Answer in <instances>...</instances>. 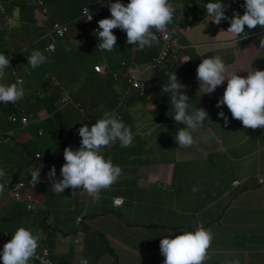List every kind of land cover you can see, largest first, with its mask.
I'll return each mask as SVG.
<instances>
[{"label": "crops", "instance_id": "crops-1", "mask_svg": "<svg viewBox=\"0 0 264 264\" xmlns=\"http://www.w3.org/2000/svg\"><path fill=\"white\" fill-rule=\"evenodd\" d=\"M58 1L48 0V4L56 5ZM209 2L216 0H196L195 4L189 0H174L172 5L176 10H187V14L179 21H186L185 26L181 25L183 30L178 36L180 52L177 55L180 57H177L175 64L160 70V72L167 70L175 75L180 74L177 80H181L185 86L181 91L189 97L190 112L203 108L208 114V120L192 131L195 143L189 147H181L176 143V134L172 136L170 128L176 126L177 131L184 126L167 123L169 120L174 121L172 118L174 111L173 108H169L168 100L165 98L164 102L156 101L153 105L142 98L139 103L120 108L123 120L126 121L125 126L133 134L131 146L134 148L130 150L138 153V165L132 168L141 172L134 184L141 199L140 202L134 201V203L140 205L137 210L146 212L147 223L151 221L164 224L166 228L173 229L172 235H175L179 228L190 229L192 232L201 226L211 229L209 225L224 218L226 222L224 225L229 226L230 232L223 233L222 228L218 232L211 229L213 240L205 264H230L232 261H239V264H264V184L259 181L260 178H264V128L255 130L245 128L239 120L232 118L226 105L216 107L227 87V81L218 86L213 93L201 95L196 75L198 64L205 58L215 56L223 59L228 73L236 72L240 77H246L248 72L254 69L264 70V46L260 47V44H264V27L257 25L249 30L245 26V32L239 36L226 33L233 14L237 13L240 16L244 14L245 0H220L226 6L225 15L228 20H221L219 24H214L208 17L205 5ZM128 3L129 0H126L125 6ZM76 10L77 8L69 11L68 17ZM8 12L10 17L17 14L21 18V28L10 31L8 26L11 23L7 24L8 20L1 18V15L3 17L4 15L0 11V19L3 20L0 24V46L3 45L5 49L3 52L14 55L17 51L23 50V41L30 44L33 41L45 40L44 36L41 37L33 31L35 25L31 8L22 11L19 6H14ZM108 18H111V15ZM118 30L121 29H113L117 40L111 52L96 51V54L91 55L84 49L76 48L77 45L64 51L65 56L73 61L74 68L65 69L63 75L55 76L59 72L55 66L52 73L40 75L37 72L40 69L31 71L30 67L20 64L15 56V67L9 73L5 72V76L9 74L11 80L21 78L24 82V96L36 101L34 99L36 96L52 95L59 91L71 95L69 87L72 83L89 82L95 87L97 81L92 78V68L89 64L119 68V63L134 58L136 53V60L141 62L147 56L156 55L160 50V43H156L153 44V49L145 47L139 51L137 45L127 44L126 38L119 36ZM134 46L137 47L136 50L133 49ZM39 51H44V48ZM185 59L189 61L183 62ZM20 69H24L27 74L19 76ZM148 72L153 71L148 70ZM82 87L80 88L82 94L77 93L76 97L85 102L86 95L91 89L85 90ZM111 90L117 98L119 92L127 91V87L123 85ZM151 91L155 94L162 93L161 88L152 86ZM131 94V97L126 98V104L131 103L133 96H136L134 92ZM106 101L110 102L109 99ZM155 112L159 113L158 116L163 118L165 116V120L154 119ZM219 112H223L227 117V125L224 119L218 116ZM118 142L117 140L105 148L114 147ZM16 176L11 172H5L4 177L12 180ZM147 176L154 177L156 181L151 182ZM236 181L240 182L237 186L234 185ZM4 186L3 212L11 215L16 205L13 199L6 197L9 184ZM194 187L197 189L195 192ZM39 202L37 217H26L22 221L23 226L32 228L43 226L41 223L44 219L43 213H49L47 224L52 223L54 228L57 226L64 228L70 240V242L65 241L66 237L61 235L49 238L54 242L52 251L56 258L65 264H80L81 259H86L88 264H163L164 262L161 253L149 252L156 240L149 235L150 228L146 229L143 226V229L142 225L136 227L135 223L132 224L135 222L133 214L136 210L133 205L121 211L128 217V223L116 214L102 215L100 220L103 223V230L108 234L110 249L94 250L91 246L92 254L87 256L83 252L85 232L79 231L74 225H69L73 218L70 214L75 212L80 201L53 204L49 200L39 199ZM128 202H132V199ZM123 206L119 207V210ZM60 207L66 212L60 216L59 222L56 209ZM247 224L255 227L254 246L234 244L233 242L242 240L248 235L247 232L241 233ZM78 240H83V243L75 245ZM46 247L50 248L49 245Z\"/></svg>", "mask_w": 264, "mask_h": 264}, {"label": "clouds", "instance_id": "clouds-1", "mask_svg": "<svg viewBox=\"0 0 264 264\" xmlns=\"http://www.w3.org/2000/svg\"><path fill=\"white\" fill-rule=\"evenodd\" d=\"M12 1L8 0L10 3ZM97 1L93 5L81 4L82 6H79L73 0H64L63 4L56 5H49L46 0H29L27 5L33 11L35 27L47 26L51 24L50 22L53 18L56 21L54 25L51 24L53 28L52 34L48 33L44 36L45 39L49 40V43H46L45 40L41 41L46 43V47L42 52L39 51L42 49L39 46V40L38 42L33 41L30 44L28 43L27 46L23 47V50L17 51L14 55L6 52L0 54V79L4 78L7 84H0V103H16L19 100L22 103L21 99L24 97L23 80L21 78L11 80L9 79V74L5 76V72L9 73L10 70L14 69L16 57L20 61V64L30 67L31 71H37L40 69L39 66L43 67L42 64L47 63L49 57L54 55L55 51L59 49L53 35V32L58 34L57 25L65 29L63 34H58L60 37L67 35L69 32V25L67 22H63V19H69L70 22L77 24L78 30L80 29L78 38L69 48L76 47L77 45L76 48L84 49L87 53L96 51L102 53L104 50L111 52L115 48L117 40L113 34V29L117 28L126 33L127 44L137 45L139 51L145 47H151L153 49V44L160 43V50L156 55L153 54L151 61L148 63L137 61L136 53L134 58L130 59L132 60L130 64V60L121 62L119 63V68L109 67L103 64H89L97 74L103 77L107 87L103 86L100 89L99 85L96 84L93 87L94 91L91 90L86 95L85 102L83 101V103L89 112L93 114L94 108L98 105V101L101 100L105 111L101 115H92V120H87L85 122L86 125L79 128L78 135L81 141L78 150H76V142L71 144V148L66 147L64 149L63 158L65 163L60 169L62 180L59 182L54 181V167L50 169L48 177L53 180L51 189L55 193L61 194L67 188L73 190L82 189L94 201L100 199L102 190H110L111 186L122 175V168L120 166L114 165L111 158H104L102 155L103 149L117 140L122 147H128L132 144L133 134L122 122L123 114L120 111L121 107L139 103L142 101V98L150 101L152 105L156 101L160 102L156 98L159 94L151 91V86L161 88L162 93L160 94L170 93V102L174 111L172 118L175 122L184 126L177 130L175 136L176 143L181 147L193 145L195 141L192 136V131L198 126H202L208 120V114L203 108L189 111V97L181 91L185 86L177 80L180 74L175 75V73H172L170 75V72L167 70L160 72L163 67H168L169 59L179 49L180 37L178 38V36L172 33V29H175L173 20L176 19V9L169 3V0H129L126 6V0ZM0 3L2 6L0 11L3 15L9 16L10 13L5 8L3 0H0ZM13 4L11 3V5ZM243 7L245 8L244 14L242 16L237 13L233 14V17L229 21L230 27L226 33L239 36L245 32V26L249 30L255 28L257 25L264 27V0H245ZM76 8L77 10L72 12L70 17H68L69 11ZM205 9L209 19L214 24H219L221 20H228V17L225 15L226 6L220 0L207 3ZM110 15L111 18H108ZM181 18L178 20V23L182 20ZM169 30L177 39V43L174 45L173 52L167 57L165 62L155 67V59L160 58L159 54L161 51V42L159 41L158 34L163 33L164 39L167 40L171 35ZM70 40H68L65 46L70 45ZM261 46H264V44H260ZM186 61L189 60L185 59L183 62ZM9 63L12 64L10 68ZM54 66L57 67L56 65ZM97 66L101 68L100 72L96 70ZM169 66H171V63ZM148 70L153 72H148ZM151 73L153 74L151 75ZM131 74L136 75L139 81L145 84V89L136 88L130 83ZM196 75L199 81L201 95L213 93L218 86L224 81H227V87L222 98L218 100L216 107L219 108L221 105H226L232 118L239 120L245 128H251L253 130L264 128V70L254 69L248 72L246 77H240L236 72L228 73L223 59L220 56H215L203 59L198 64ZM109 80L113 82H109ZM153 82L156 84L152 85ZM123 85L127 87V91L125 93L119 92L117 97L119 102L115 103V108L110 110L108 107L110 102L107 103L106 100H110L108 97L109 94L113 95L111 88L116 89L118 86L121 87ZM131 92H134L136 96H133L131 103L126 104V98L132 96ZM58 95H60L57 100L59 102L58 108L60 112L62 107L72 103V99L70 97L71 95L63 91H59ZM64 96L66 97V101H63ZM75 107L80 112H84L79 103L75 104ZM20 111L22 128L53 116L46 108L41 109L38 114L33 112L25 114L23 110ZM218 116L223 118L225 125H227L228 119L224 116V113L219 112ZM24 117L30 119L28 125L23 124ZM10 121H12V118H10ZM20 131H10L9 136L16 140L21 137ZM42 133L43 131L41 130L39 134ZM40 170L41 168L30 171V183L33 188L40 182ZM4 176L5 172L0 170V178ZM18 183L25 184V189L22 191L23 199L20 201H16L13 197V190ZM239 184V181L234 183L235 186ZM16 185L12 190L13 201L15 205L25 203L26 211L21 210L18 213L13 210L11 215L17 214L21 216V214H32L31 217H37V207L35 205H39V199H44V190L42 189L39 196L34 198L31 193L26 191V183L22 179ZM45 185L44 183L43 188ZM4 187V184H0V192L4 191ZM196 190L194 187L193 191L195 192ZM25 191L26 193H24ZM28 196L30 200L27 199ZM116 200L119 204L116 203ZM125 202L126 199L124 197H116L114 198L113 208L117 210ZM0 208L3 209V203L0 204ZM65 212L61 207L56 209L59 222L60 216ZM100 213L101 215H105L102 212ZM49 215L44 214V219L41 221L43 226L38 225L33 227V231L20 227L11 236L7 230L3 232L0 229V232L7 234L11 239L6 244L0 242V264H43L39 261L38 257L42 256L45 251L50 253V259L54 264H65L56 258V255L52 251L54 242L49 240V238L61 235L66 237L64 239L65 241L70 242V240L64 228H59L58 226L54 228L52 223L47 224ZM70 215L73 218L69 225L76 214L73 212ZM9 216L7 215L4 221H7ZM26 217H22V221ZM83 220V217H80L79 223H82ZM85 223L88 227V223L86 221ZM88 228L96 238L105 239L103 242L105 246L98 248V250H109L110 241L108 234L103 228L94 225H92V228ZM212 240L213 233L211 229H206L201 226L194 232H183L174 238L166 236L157 244L153 242V249L149 252L153 254L161 253L164 257L163 264H205V261L208 259V249L211 246ZM82 243L83 240H78L75 245H81ZM47 245L50 248L46 247ZM80 264H88V261L81 259ZM230 264H239V261H232Z\"/></svg>", "mask_w": 264, "mask_h": 264}, {"label": "trees", "instance_id": "trees-1", "mask_svg": "<svg viewBox=\"0 0 264 264\" xmlns=\"http://www.w3.org/2000/svg\"><path fill=\"white\" fill-rule=\"evenodd\" d=\"M48 2V0H46ZM100 1V0H99ZM195 4L196 0H189ZM29 0H13L11 3H14L11 5L8 0H3V4H5V8L7 10L12 9L14 6H19V8L22 11H26V9H30V7L27 5ZM97 0H76L77 5L82 6L83 4H95L97 3ZM64 0H59L58 4H63ZM169 3H174V0H169ZM82 4V5H81ZM187 14V10H176L175 15L176 19L173 20V24L175 25V28L178 29H172V33H174L176 36H179L182 33L183 27L186 25V21H182L180 23H177L178 20ZM187 17V16H186ZM55 19L50 22L51 24L54 25ZM45 25L43 27H34L33 31L35 34H39L41 37L45 36L46 34L50 33L52 34V25ZM182 25V26H181ZM53 35L55 37V43L56 45H66L68 42L67 35L60 37L56 32H53ZM42 40L39 41V46L41 48L46 47V43H49V40L45 39L46 43ZM179 50L175 51V54L169 59V62L172 64L176 63V60L178 59L177 57H180L179 55ZM151 61V57L147 56L143 62L148 63ZM132 62V60L129 61V64ZM168 62V66L170 63ZM48 64H51L52 66L54 65H62V70L65 72L66 70H73L74 68V63L69 57L65 56L64 53H61L59 49H57L54 53V55H51L49 59L47 60ZM92 68V78L94 81H97V85H99L100 89L102 87H107L105 84V81L103 77H101L99 74H97L93 67ZM172 73L170 72V75ZM181 84V80H178ZM109 82H113L112 80H109ZM84 83H72V85L69 87V91L71 95L76 96V94H82V90L80 88L82 87ZM156 83H152L154 85ZM159 85V84H158ZM26 97V96H24ZM108 97L110 98V103L108 104V107L110 110L115 108V103L119 102L117 98H115L113 95L109 94ZM27 98V97H26ZM21 99L22 103L20 100L16 103H0V170H3L4 172H11L16 173L14 175H19L21 179L27 184V186L32 187L30 180V171L36 170L38 168H41L40 170V182L36 184V186L33 188L34 190H39L42 191L43 189V184H42V178L46 176L47 172V167L49 165H55L57 164L58 166H62L65 161L63 158V152L66 147L71 148V144L76 142L77 143V148L78 150L80 148V141L81 138L78 135V130L80 127L86 125L85 122H80L76 125L69 126L67 121H65L64 115L59 112V108L57 106V100H58V92L52 94V95H47L45 94L44 97H38L36 96V101H31L30 99ZM101 98V97H100ZM33 99V100H34ZM101 101V100H100ZM46 108L50 113L53 114L51 118H47L44 120H41L40 122L37 123H32L29 124L28 127H23L21 124V111L29 113L33 112L35 114H38L41 109ZM10 118H12V121H10ZM159 121H164L165 119L161 116H158ZM124 124L126 123L125 120L122 121ZM61 128V132H58L59 129ZM44 129H47L49 131H44ZM56 129V130H54ZM71 129V130H69ZM21 130V131H20ZM28 130H31V134L27 133ZM43 131L42 134H39L40 131ZM54 130V131H53ZM10 131H20L21 132V137L27 141L32 140V137L38 135V138H41L46 134V136L50 137L51 140L54 142L53 146L51 149H46L44 142L42 141L41 148L35 151L34 153H30L28 150L25 149L24 151V156L22 157L23 159H16L17 155L14 152V148L11 149L9 155L6 154V157H3V153L8 152V148L6 150V145L7 143L16 142V140L12 137L9 136ZM21 143H17L15 148H18L17 145H20ZM134 147L131 145L128 147H122L120 142L116 143L114 147L111 148H104L102 151V155L104 156L105 159L111 158L112 162L114 165H118L122 168V175L119 178V180L114 183L111 186L110 190H102L100 193V199L98 201H94L91 197L89 198L88 201L85 202H80L76 206L75 214L76 216L74 217L73 221L71 222L70 226L74 225L76 229H79V231H84L86 234V241L83 246V252L85 255L92 254V248L98 249L103 246H105V239L101 238H96L91 231L89 230L88 227L92 228V225L94 226H99L102 227L103 223L100 220L102 215L100 212L106 214V215H111V214H116L117 216H120L121 218H124V222L128 223L129 219L127 216H124L122 214V210L128 208V206L133 205V207L136 209L134 211L133 217L135 222L132 224H136V227L139 225H142V228L148 229L150 228L151 232H149V235L151 237H154L156 240H154V243H160V240L166 236L169 238H174L177 235L182 234L183 232H192L190 229H182L179 228L176 231L175 235H172V228H166V225L158 223V222H151L149 221L147 223V217H146V212L144 210H137L140 205L136 202H140L141 195L134 187L135 182L139 179L141 172L138 169L132 168L135 165H138L137 163V156L138 153H136L135 150H130ZM4 153V154H5ZM39 156V158H37ZM7 163V164H6ZM261 184H264V178L259 179ZM0 184H3L0 178ZM124 197L127 202L125 205L122 207L121 210L117 208L115 210L113 208V202L114 198L116 197ZM132 199V202H128V200ZM3 203V192H0V204ZM16 212L20 213L22 211H26V205L24 204H19L15 206L14 209ZM118 213H115V212ZM43 214H49L47 212H44ZM22 217H31L32 214H21ZM80 217L88 223V227L83 220L82 223H79ZM1 220V219H0ZM90 223V224H89ZM225 219H219L216 221V223L209 225L211 229H215L216 232L222 228L223 233L224 231L226 233L230 232V228L228 225H224ZM103 228V227H102ZM143 228V229H144ZM217 229V230H216ZM11 236L13 233L8 231ZM247 232L248 235L244 236L242 240H238L233 242L234 244L237 243H242V244H249L253 245L255 244V227L252 224H247L243 227L241 233ZM120 234H123L119 232ZM249 241V242H247ZM153 243V245H154ZM153 249H150V251ZM91 250V251H90Z\"/></svg>", "mask_w": 264, "mask_h": 264}, {"label": "rangeland", "instance_id": "rangeland-1", "mask_svg": "<svg viewBox=\"0 0 264 264\" xmlns=\"http://www.w3.org/2000/svg\"><path fill=\"white\" fill-rule=\"evenodd\" d=\"M1 18L3 19H8L7 21V24L10 22L11 24L8 26V29L10 31H12L13 29H19L21 28V18L15 14L13 17H9L7 15H4V17L1 15ZM3 19V20H4ZM0 19V24L2 23V21ZM63 22H67V24L69 25V32L67 34V38L68 39H71L70 40V45L68 46H65V45H60L58 44L59 46V50L61 53H63L64 51H67V49L75 43V40L78 38L79 36V30H78V27H77V24H74L72 22H70L69 19H63L62 20ZM119 32V36L120 37H123L124 39L126 38V33L122 30H118ZM3 35V33H2ZM28 43L26 41H23L22 42V47H25L27 46ZM0 54H3V45L0 46ZM134 50L137 49L136 46L133 47ZM88 54H91V55H94L96 54L95 52H90ZM10 65H12L11 63H9V68H10ZM42 66H39L40 70L37 71L38 74L40 75H45V74H50L54 71V67L48 63H44L42 64ZM7 68V69H9ZM57 68L59 69V72L56 73L55 76H58V75H63V70H62V65H57ZM6 70V69H5ZM35 73V72H34ZM27 72L24 70V69H20L19 71V76L20 75H26ZM0 84H4V85H7L6 84V81L4 78L0 79ZM61 89L63 88V85L61 83ZM83 89L85 90H92L94 91V88L93 86L91 85V83L89 82H86L84 83ZM71 99H72V103L68 104L67 106L65 107H62L60 109V113H62L64 115V118H65V121H67L68 125L69 126H73V125H76L80 122H87V120H92V115H95V114H98V115H101L105 110H104V107L102 105V102L99 100L98 101V105L94 108V113L91 114L89 112V110L86 108V105L83 103V101L81 99H78L76 96L74 95H71L70 96ZM159 101L161 102H164V98L168 100V105H169V108H173L171 102H170V94L169 93H165V94H159L157 97H156ZM79 103L81 105V108L84 110V112H80L79 109H77L75 107V104ZM23 104V103H22ZM57 106L59 107V102L56 103ZM168 108V109H169ZM158 115L159 113L158 112H155L153 114V117L154 119L158 120ZM164 119H165V116H164ZM169 120V119H168ZM159 121V120H158ZM167 123H171V124H175V125H181L180 123L178 122H175V121H167ZM56 130V129H54ZM53 130V131H54ZM71 130V129H69ZM44 131H49L47 129H44ZM170 131H171V135L173 136L174 134L177 133L176 131V126L175 128H170ZM31 130H28L27 133L31 134ZM58 132H61V128L59 129ZM38 136V135H37ZM36 135L34 136V138L32 137V140L30 141H27L23 138H20V139H16V142H10V143H7L6 145V150L8 148V152L7 153H3V157H6V154L9 155L10 151L12 148H14V152L16 153L17 157L16 159H20L22 160L23 156H24V151L25 149L28 150L30 153H34L35 151H37L38 149L41 148V145H42V141L44 142L45 144V147H47L46 149H51L53 146H55V144L53 145V141L51 140L50 137L46 136V134L44 136H42L41 138H38ZM21 143L20 145H17L18 148H15V146L13 144H17V143ZM7 164V163H6ZM55 168V177H54V181L55 182H59L60 180H62V176L60 175V169L62 166H58L57 164L55 165H49L47 167V172H46V176L44 178H42V183L46 184L45 187L43 188L44 190V199L45 200H49L51 201L50 203H53V204H58V203H61V202H70V201H80V202H85V201H88L90 196L85 192L83 191L82 189H71V188H67L65 189L61 194H57L55 193L52 189H51V185L53 184V180L52 179H49L48 177V173L50 171V169L52 168ZM4 171V169H3ZM13 174H16V173H13ZM147 179L150 180L151 182H154L156 181V179L154 177H149L147 176ZM20 180V177L19 175H17L16 177H14L12 180H8L6 179L5 177H2L1 178V181L3 182V184H9V187H8V191H7V194H6V197L8 196L10 199H13L12 198V190L14 188V186L16 185V183ZM26 191H28L29 193H31V195L36 198L37 196H39L40 192L39 190H34L33 188L27 186L26 184ZM26 191L24 193H26ZM43 199V198H42ZM4 200H3V205H4ZM35 205V204H34ZM36 207H40L38 205H35ZM3 209H4V206H3ZM3 209L0 208V216H1V220H0V229L1 231L5 232L6 230L7 231H10L11 233H15V231L20 228V227H23L25 229H28L30 231H33L32 227H24L23 226V222H22V216H19L17 214H12L10 215L8 218H7V221H4V219L6 218L8 214V212H3Z\"/></svg>", "mask_w": 264, "mask_h": 264}, {"label": "built area", "instance_id": "built-area-1", "mask_svg": "<svg viewBox=\"0 0 264 264\" xmlns=\"http://www.w3.org/2000/svg\"><path fill=\"white\" fill-rule=\"evenodd\" d=\"M1 4V3H0ZM0 8L2 9V6L0 5ZM57 31L58 34H63L65 29L61 28L57 25ZM170 32V30H169ZM171 34V32H170ZM158 38L159 41L161 42V51L159 54L160 58L155 59V64L154 66L156 67L157 65L164 63L165 60L167 59V57H169L171 55V53L173 52L174 49V45L177 43V39L174 37V35H170L169 39H164V34L163 33H159L158 34ZM51 48H53V46H51ZM96 70L98 72L101 71L100 67H96ZM130 83L136 87V88H140V89H145V84H143L142 82L139 81L138 77H136V75L131 74L130 77ZM63 101H66V97H63ZM30 119L27 117L23 118V124L24 125H28ZM39 157V156H37ZM25 189V184L24 183H18L14 190H13V197L16 201H20L23 199V195H22V191ZM28 200H30V197H27ZM117 203V200H116ZM119 204V203H117ZM11 239L9 238V236L5 233L0 232V242L6 244L7 242H9ZM39 261L42 262L43 264H54L51 259H50V253L48 251H45L43 253L42 256L38 257Z\"/></svg>", "mask_w": 264, "mask_h": 264}]
</instances>
